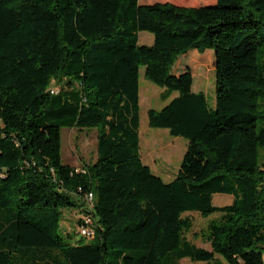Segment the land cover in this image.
<instances>
[{
  "label": "trees",
  "instance_id": "16d2710c",
  "mask_svg": "<svg viewBox=\"0 0 264 264\" xmlns=\"http://www.w3.org/2000/svg\"><path fill=\"white\" fill-rule=\"evenodd\" d=\"M148 1L0 0V264H264V0ZM202 62L215 109L194 90ZM141 67L179 93L148 113L188 141L168 183L140 155ZM63 129H98L96 163L63 164ZM70 208L90 243L62 237ZM193 212L220 216L210 250L186 237Z\"/></svg>",
  "mask_w": 264,
  "mask_h": 264
},
{
  "label": "rangeland",
  "instance_id": "374dc122",
  "mask_svg": "<svg viewBox=\"0 0 264 264\" xmlns=\"http://www.w3.org/2000/svg\"><path fill=\"white\" fill-rule=\"evenodd\" d=\"M153 2H170L179 6L200 7L215 3V0H149ZM154 36L149 32L140 33L139 44L141 46H152ZM259 61H264V48L258 54ZM145 67L140 69V155L143 163L149 166L154 175L159 176L164 182L173 181L179 174L184 155L188 148V141L181 137H174L167 129L151 128L149 125L148 113L150 110H162L170 101L179 96L174 92L169 100H164L162 94L165 89L148 80L145 76ZM196 93H204L211 109L216 107V75L215 71L208 68L205 63L198 65L197 77L194 82ZM261 126V125H260ZM62 136V162L76 169H82L85 165L96 163L98 158V129H63ZM261 164H264V149L260 148ZM235 198L231 195L217 194L213 196V205L225 207L232 205ZM83 208H70L64 210V219L61 226V235L70 240L73 244L91 242L89 238L83 237L80 233L78 220L81 217ZM193 222L192 230L186 234L189 241L200 248L210 250L206 237L208 228L212 221H217L219 215H212L204 218L198 212L184 215ZM217 261L223 262L217 257ZM179 264H214L206 262H192L190 259H183Z\"/></svg>",
  "mask_w": 264,
  "mask_h": 264
},
{
  "label": "built area",
  "instance_id": "2783aa9c",
  "mask_svg": "<svg viewBox=\"0 0 264 264\" xmlns=\"http://www.w3.org/2000/svg\"><path fill=\"white\" fill-rule=\"evenodd\" d=\"M54 93L55 92H52V94H54ZM93 199H94L93 195L90 194L89 197H88V200H89V203L91 205V209H92V203H93L92 201H93ZM80 228H81L80 233H81L82 236H86V237H89V238H94V236H95L94 221L90 217H85L84 218V222H83V224H82V226Z\"/></svg>",
  "mask_w": 264,
  "mask_h": 264
}]
</instances>
